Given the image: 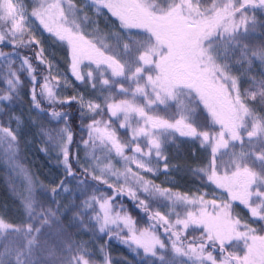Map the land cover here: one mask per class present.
Returning <instances> with one entry per match:
<instances>
[{
  "label": "snow or ice",
  "instance_id": "6c2138e0",
  "mask_svg": "<svg viewBox=\"0 0 264 264\" xmlns=\"http://www.w3.org/2000/svg\"><path fill=\"white\" fill-rule=\"evenodd\" d=\"M0 84V157L32 143L24 93L62 169L0 214V264H132L105 236L135 264H264V0H0ZM178 141L197 147L172 165ZM181 169L195 190L147 178Z\"/></svg>",
  "mask_w": 264,
  "mask_h": 264
},
{
  "label": "rangeland",
  "instance_id": "374dc122",
  "mask_svg": "<svg viewBox=\"0 0 264 264\" xmlns=\"http://www.w3.org/2000/svg\"><path fill=\"white\" fill-rule=\"evenodd\" d=\"M101 27H103V22H101ZM47 47V45H46ZM49 52H54L57 61L60 63L61 68L64 67L63 58H64V51L57 48H49ZM26 53V52H25ZM46 74V73H45ZM68 79L71 82L70 87L64 91L62 89V96H68L72 95V88L75 87L79 91H83L84 89L80 86L79 82L75 81L74 78L69 73ZM15 113L17 115H20L23 113L24 115H30L33 118H36L39 121V124L37 128L31 129L28 133V138L32 140L31 144L25 145L23 144V149L21 148V152L24 154L26 161L30 167H25L24 164L19 162V159L16 158L15 165L9 164L4 158L0 157V160L6 163L4 165L6 170H9L12 173L17 174V176L13 175V179L17 180L18 186L20 187L18 191L22 192L24 189V186L26 184V177L27 176H33L34 178H39L41 181L46 183L47 185H51L53 179H55L57 182L59 181L61 175H62V169H58L56 167V161L54 157L45 155L43 152H41L39 149L43 147V143L41 141V138L36 135L33 139V135L39 131V125H43L45 127H49L48 121L46 118L38 117L37 112L35 111H29L28 104H18L17 108L14 109ZM81 155H83V152H81ZM171 164V163H170ZM117 167H121L120 164H117ZM38 174V175H37ZM148 179H152L155 181L156 184H163L164 187H174V190L179 192L187 191L189 187H191L193 190H195L196 185L192 183V181L188 180L187 178H178L176 175H174L171 171L167 174H158L155 176H149ZM237 212H239L241 215H246V210L243 209L242 206L237 207ZM90 239L88 238L86 240ZM91 239L96 240L97 244L103 243V241H100L96 237H91ZM100 241V242H97ZM110 246V247H109ZM107 246V250L109 251L112 248H117V246H114L113 244ZM123 247H127L126 245L122 244ZM113 250V249H112Z\"/></svg>",
  "mask_w": 264,
  "mask_h": 264
},
{
  "label": "trees",
  "instance_id": "16d2710c",
  "mask_svg": "<svg viewBox=\"0 0 264 264\" xmlns=\"http://www.w3.org/2000/svg\"><path fill=\"white\" fill-rule=\"evenodd\" d=\"M261 39V37L259 35H257L255 37V40L257 42H259V40ZM4 51H8L9 49L5 48L3 49ZM23 52L25 54H28L29 50L25 49L23 50ZM45 74V73H44ZM21 79H24V76L21 77ZM0 87H3V84H0ZM31 85L30 84H26V89L30 88ZM22 100L24 104H28L29 106V96L22 93ZM18 104H22L19 103ZM17 108V107H16ZM77 108L76 105H73L71 109H67L69 111H75ZM2 118V117H0ZM75 124L79 123V120L76 119ZM78 138V137H77ZM197 146L196 145H192L189 143H181V142H177L176 145L171 146L168 149V154L170 156V163L172 165H177V164H184L186 161L189 160V154L190 152H192ZM21 148L23 149V143L21 144ZM73 151H75V149H73ZM17 159H19V162H21L22 164L25 165V167H30L26 161V158L24 156V154L20 151ZM6 165V163H4L3 161L0 160V214H6V216L8 218H16L18 216V206H19V193L20 191H18V189L20 188L18 186V183L16 182L17 180L13 179V175L16 174L10 172L9 170H6L4 167V165ZM174 175H176V177H180L184 180V178H187L190 181H193L195 178L191 176L190 173H187L185 170L181 169L179 171H171ZM38 175V174H37ZM17 176V174L15 175ZM18 177V176H17ZM43 182V181H42ZM44 183V182H43ZM45 185H47L45 183ZM57 199H62L63 203L65 204V206H68L71 204L72 202V197L71 195H66V196H61V197H57ZM124 206L132 213V215L134 217H137L138 215H143L142 213H139L135 210L134 205L132 204V202L127 199L126 197L123 198L122 200ZM118 203H120V201H118ZM69 215H71V213H69ZM146 224L145 223H140L138 225V227H145ZM73 233H75V229L72 230ZM74 239H84L86 240L88 238L87 235H81V236H73ZM52 239V238H50ZM103 243H106L107 246L113 244L114 246H117V248H112L109 250V252L111 253L112 257L117 260V261H121L126 259L127 261L132 262V264H135V260L136 257L134 256V254L128 249V247H123L122 243L119 240L116 239H111L109 240L108 237H104L102 240ZM97 241V242H100ZM110 247V246H109Z\"/></svg>",
  "mask_w": 264,
  "mask_h": 264
}]
</instances>
